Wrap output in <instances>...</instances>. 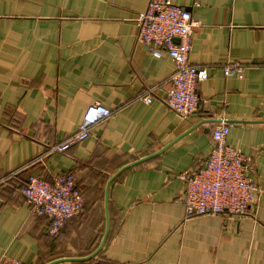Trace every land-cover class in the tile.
<instances>
[{"label":"crops","instance_id":"crops-1","mask_svg":"<svg viewBox=\"0 0 264 264\" xmlns=\"http://www.w3.org/2000/svg\"><path fill=\"white\" fill-rule=\"evenodd\" d=\"M149 0H0V180L19 171L46 181L76 176L83 207L48 234L19 194L0 186V260L48 264H264V0H171L191 15L190 65L204 66L188 119L165 105L174 64L138 42ZM245 67L225 77L222 66ZM150 90L152 102L142 97ZM113 115L65 153L50 148L76 132L85 109ZM252 161L261 192L248 215L187 216L181 175L210 154L214 123ZM202 122V123H201ZM201 123V124H200ZM192 126H195L192 128Z\"/></svg>","mask_w":264,"mask_h":264},{"label":"built area","instance_id":"built-area-1","mask_svg":"<svg viewBox=\"0 0 264 264\" xmlns=\"http://www.w3.org/2000/svg\"><path fill=\"white\" fill-rule=\"evenodd\" d=\"M136 22L138 42L148 49L153 58L159 59L166 54L173 62L174 72L168 79L169 90L164 102L181 119H188L208 103L198 95V84L207 79V69L188 62L192 29L195 27L190 13L171 0H149ZM244 70L245 67L238 63L222 66L225 77H241ZM151 92L142 97L144 103L152 102ZM112 115L113 111L101 104L88 106L76 132L52 146L49 152H67L85 140L91 128ZM227 124L222 120L211 130L213 147L204 163L181 175L185 185L181 202L188 217L225 214L241 218L248 215L256 204L261 189L253 179L254 166L249 158L227 143ZM4 182L2 178L0 184ZM14 192L25 200L35 216L49 221L50 236L57 235L84 205L73 172L56 175L49 181L29 175L25 185ZM0 264L20 263L4 258Z\"/></svg>","mask_w":264,"mask_h":264},{"label":"water","instance_id":"water-1","mask_svg":"<svg viewBox=\"0 0 264 264\" xmlns=\"http://www.w3.org/2000/svg\"><path fill=\"white\" fill-rule=\"evenodd\" d=\"M177 42V41H176ZM207 123H220L222 120L221 119H207V120H203ZM226 123H229L228 121H225ZM202 123V122H201ZM200 123V124H201ZM195 127V126H192V128ZM164 150V148H162L161 150H159L158 152L154 153V154H151V155H148L146 157H143L135 162H132L124 167H122L121 169H119L107 182L106 184V188H105V207H104V210H105V230H104V233H103V236H102V239L100 241V244L99 246L97 247V249L91 253L90 255L86 256V257H82V258H64V259H58V260H54L48 264H53V263H56V262H61V261H76V262H79V261H87V260H90L92 258H94L97 253L101 250V248L103 247L104 243H105V240L107 238V235H108V230H109V215H108V187L110 185V183L112 182V180L120 173L122 172L124 169L130 167V166H133L135 164H138V163H141V162H144L146 160H148L149 158L153 157V156H156L158 154H160L162 151Z\"/></svg>","mask_w":264,"mask_h":264},{"label":"trees","instance_id":"trees-1","mask_svg":"<svg viewBox=\"0 0 264 264\" xmlns=\"http://www.w3.org/2000/svg\"><path fill=\"white\" fill-rule=\"evenodd\" d=\"M28 176L21 175L19 171L13 172L11 174H8V175L2 177V178H4L5 182L3 184H0V186H3L4 184L7 185V188L5 187V189L3 190V192H5V193L7 192L8 194H13V193L18 194L14 191L25 185V182H26V179L28 178ZM49 225H50V223H49Z\"/></svg>","mask_w":264,"mask_h":264}]
</instances>
